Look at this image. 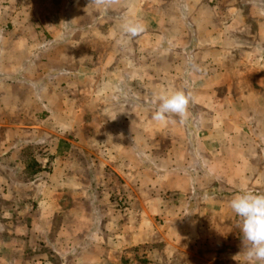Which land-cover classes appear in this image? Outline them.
Instances as JSON below:
<instances>
[{
    "label": "crops",
    "instance_id": "1",
    "mask_svg": "<svg viewBox=\"0 0 264 264\" xmlns=\"http://www.w3.org/2000/svg\"><path fill=\"white\" fill-rule=\"evenodd\" d=\"M178 90L187 119L154 120ZM0 130V263L249 264L230 201L264 194V0H0Z\"/></svg>",
    "mask_w": 264,
    "mask_h": 264
},
{
    "label": "clouds",
    "instance_id": "2",
    "mask_svg": "<svg viewBox=\"0 0 264 264\" xmlns=\"http://www.w3.org/2000/svg\"><path fill=\"white\" fill-rule=\"evenodd\" d=\"M112 2L113 0H90L91 4L97 6ZM120 29L123 35L118 42L123 45L140 35L144 31V25L138 21L125 20ZM190 99L191 94L182 90L159 95V106L153 119L165 121L169 116L175 115L183 122L188 116ZM110 119L115 120L116 117ZM230 207L242 221L239 227L243 241L248 245L246 255L249 264H264V194L243 191L230 201Z\"/></svg>",
    "mask_w": 264,
    "mask_h": 264
},
{
    "label": "rangeland",
    "instance_id": "3",
    "mask_svg": "<svg viewBox=\"0 0 264 264\" xmlns=\"http://www.w3.org/2000/svg\"><path fill=\"white\" fill-rule=\"evenodd\" d=\"M4 132H5L4 130H0V141L3 140L2 135H4ZM34 151H35V149L32 146L29 147V148H26L24 150V154L23 155H24V158H26L24 160V164L26 166V169L28 171V174L29 173H33L36 169H38V165H42V169H43L42 171H44L46 173H48V172L50 173V171H52V167L49 165L51 156H46V152L45 151H38L37 154L34 155L35 154ZM34 156H36L37 160H39V161H34L35 160V157ZM60 157H63V156H60ZM43 159H48V160L43 163V161H44ZM63 168H65V165L63 163V160H61L60 161V167H59V169L62 170ZM59 175L62 176L61 174H59ZM59 175L57 176V178L60 181L61 178L59 177ZM62 179H64V178H62ZM58 190H59V193H55V194L53 193V199H55L56 202H58L60 204V209H58V211H59L58 213H59V216L60 215L63 216V215H66L67 214L66 211L68 209V206L72 202L71 201L72 200V197L70 196V194H68L65 191L64 188H61L60 187ZM62 190H63V192H62ZM83 196H84V192L83 191L80 192V193H78L77 194V197H78L77 198V201L79 199H81V201L85 200V199H83ZM90 197H91V194H89L88 197L86 195V199H88ZM93 199H95L94 196H93ZM109 199L110 200H113V201L115 199V201H116V203L118 205L124 204L125 201H127L126 200L127 198H126L125 194H123L122 192H119L117 194L112 193L111 194V197H109ZM60 218H62V217H60ZM56 227L58 229L57 231H60L61 230V227H63V226L58 225ZM73 227L74 226H68V224H65V226H64L66 232L67 231H71L73 229ZM29 252H33L32 249ZM28 257H26L25 261H29V262L31 261V262H33L32 258L29 259ZM136 257L137 258H135V259H139L138 256H136ZM12 260H13V262H16L15 264H17L18 261H19L18 258H12ZM38 261L40 262L41 260H38ZM141 261L142 260H140V263H142ZM143 263H144V260H143ZM0 264H3V262H1Z\"/></svg>",
    "mask_w": 264,
    "mask_h": 264
}]
</instances>
